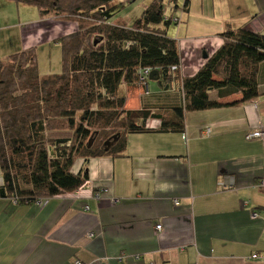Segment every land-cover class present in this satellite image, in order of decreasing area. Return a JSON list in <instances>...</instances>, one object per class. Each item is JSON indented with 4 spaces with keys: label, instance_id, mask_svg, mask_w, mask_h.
Here are the masks:
<instances>
[{
    "label": "crops",
    "instance_id": "obj_1",
    "mask_svg": "<svg viewBox=\"0 0 264 264\" xmlns=\"http://www.w3.org/2000/svg\"><path fill=\"white\" fill-rule=\"evenodd\" d=\"M183 6L165 13L181 78L197 75L228 29L264 34V0H190L187 12ZM22 24V33L4 30L0 58L77 31L41 18L35 31ZM258 86L251 102L188 113L184 134L129 135L124 156L90 159L79 191L23 206L0 198V264H264V142L248 137L264 125V62ZM120 93L127 110L169 113L184 101L176 80L166 89L149 81ZM223 179L233 188L221 189Z\"/></svg>",
    "mask_w": 264,
    "mask_h": 264
},
{
    "label": "trees",
    "instance_id": "obj_2",
    "mask_svg": "<svg viewBox=\"0 0 264 264\" xmlns=\"http://www.w3.org/2000/svg\"><path fill=\"white\" fill-rule=\"evenodd\" d=\"M7 1L35 7L41 19L78 25L55 41L62 49L60 74L41 76L38 47L0 59V198L16 205L80 190L89 181L90 159L124 156L129 135L184 134L188 113L260 97L264 34L247 28L221 34L222 47L197 75L181 78L178 41L168 34L173 20L165 15V4L176 9L178 0H152L128 27L112 23L123 0ZM189 4L185 0V12ZM152 72H158L163 89L179 82L183 105L169 113L127 110L121 88L146 86ZM233 95L241 101H220ZM150 120L160 125L150 128ZM79 160L83 165L75 172Z\"/></svg>",
    "mask_w": 264,
    "mask_h": 264
},
{
    "label": "rangeland",
    "instance_id": "obj_3",
    "mask_svg": "<svg viewBox=\"0 0 264 264\" xmlns=\"http://www.w3.org/2000/svg\"><path fill=\"white\" fill-rule=\"evenodd\" d=\"M151 0H128L122 1V5L119 7V12L112 19V23H118L123 20H129L130 23H134L139 17H141L144 9L150 4ZM185 0H178V5L183 6ZM119 4V2H118ZM165 11L172 5L166 3ZM38 11L33 6L27 5H17L15 2L0 0V39L8 34L4 32L6 29H11V27H16V30H13L14 34L22 33V26L19 25L21 21L23 22L24 27H29V31H35L38 28L37 22L40 20V16L37 14ZM50 21H58L56 18L46 19ZM20 22V23H19ZM25 22V23H24ZM59 22V21H58ZM65 23L64 21H61ZM72 26L73 22H68ZM77 29V23H73ZM11 26V27H8ZM8 27V28H6ZM7 31V30H6ZM74 33V32H72ZM67 32L64 35L57 37H63L65 35L72 34ZM56 39L52 42L42 44L38 46V66L41 76H48L53 74H60L63 71V62H62V49L61 46L55 42ZM5 58V57H3ZM1 59V58H0ZM152 84L153 81H150ZM0 179H1V168H0Z\"/></svg>",
    "mask_w": 264,
    "mask_h": 264
},
{
    "label": "built area",
    "instance_id": "obj_4",
    "mask_svg": "<svg viewBox=\"0 0 264 264\" xmlns=\"http://www.w3.org/2000/svg\"><path fill=\"white\" fill-rule=\"evenodd\" d=\"M124 1H128V0H124ZM147 75H149V72H146ZM209 133V132H207ZM248 137L252 140H256V141H261L264 142V125L260 126L259 128L255 129L254 131L250 132V134L248 135ZM233 182H227L225 179H223L222 181L219 182V187L223 190H230L233 188ZM79 191V190H78ZM176 205H178V202H175ZM256 216V214L254 215V217ZM162 226L158 225L157 226V230H161ZM254 259L258 258L257 255L253 256ZM73 264H84L83 262H81L80 260H76L74 261Z\"/></svg>",
    "mask_w": 264,
    "mask_h": 264
},
{
    "label": "water",
    "instance_id": "obj_5",
    "mask_svg": "<svg viewBox=\"0 0 264 264\" xmlns=\"http://www.w3.org/2000/svg\"><path fill=\"white\" fill-rule=\"evenodd\" d=\"M158 79H159L158 72H152L150 74V80L151 81H157ZM109 146H110V144H109Z\"/></svg>",
    "mask_w": 264,
    "mask_h": 264
}]
</instances>
